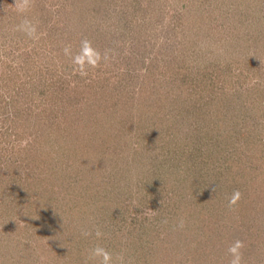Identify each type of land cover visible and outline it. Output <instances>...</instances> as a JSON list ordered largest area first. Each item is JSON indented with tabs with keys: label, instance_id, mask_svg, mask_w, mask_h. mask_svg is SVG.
<instances>
[{
	"label": "rangeland",
	"instance_id": "1",
	"mask_svg": "<svg viewBox=\"0 0 264 264\" xmlns=\"http://www.w3.org/2000/svg\"><path fill=\"white\" fill-rule=\"evenodd\" d=\"M14 3L0 0V264H85L96 244L131 264H229L236 239L264 264V0ZM25 16L38 39L16 30ZM83 40L107 54L86 76Z\"/></svg>",
	"mask_w": 264,
	"mask_h": 264
},
{
	"label": "clouds",
	"instance_id": "2",
	"mask_svg": "<svg viewBox=\"0 0 264 264\" xmlns=\"http://www.w3.org/2000/svg\"><path fill=\"white\" fill-rule=\"evenodd\" d=\"M15 8L18 13H27L33 6V0H15ZM17 31L23 32L26 36L31 39H38L37 25L32 22L27 16H25L20 24L16 26ZM68 54V50H65ZM107 59L106 53H101L98 49L93 47L91 41L83 40L81 42L80 52L77 53L73 58V64L76 65V70L80 75L86 76L88 74L89 68H97L100 66L102 61ZM242 198V193L237 189L235 190L228 200V207L233 208L237 205L238 201ZM152 211V210H150ZM165 223L167 221H164ZM183 220L180 221L179 227H183ZM93 233L88 230H83L81 235L88 237ZM104 233L97 227L95 230V237L97 240L102 238ZM245 243L240 239L234 240V242L228 247L227 252L231 256L229 264H243V251ZM98 261V264H131V261L125 260L123 253L114 254L107 248L96 244L93 248L88 251V256L86 258L85 264L88 261Z\"/></svg>",
	"mask_w": 264,
	"mask_h": 264
}]
</instances>
